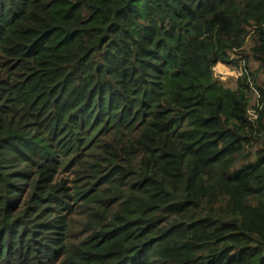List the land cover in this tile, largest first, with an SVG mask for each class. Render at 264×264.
Instances as JSON below:
<instances>
[{
  "label": "trees",
  "instance_id": "16d2710c",
  "mask_svg": "<svg viewBox=\"0 0 264 264\" xmlns=\"http://www.w3.org/2000/svg\"><path fill=\"white\" fill-rule=\"evenodd\" d=\"M250 60L264 0H0V264H264Z\"/></svg>",
  "mask_w": 264,
  "mask_h": 264
},
{
  "label": "rangeland",
  "instance_id": "374dc122",
  "mask_svg": "<svg viewBox=\"0 0 264 264\" xmlns=\"http://www.w3.org/2000/svg\"><path fill=\"white\" fill-rule=\"evenodd\" d=\"M250 46L251 42L250 40H247L245 45L246 50H248ZM245 64L247 65V69H244ZM245 64L242 61H237L233 66L218 64L214 68V75L230 88H234L236 86L237 78L247 74L249 81L251 82L250 86H262L264 88V69H260L258 63L252 60ZM250 99L252 104L256 103L255 94L252 93ZM252 113V110H250V114Z\"/></svg>",
  "mask_w": 264,
  "mask_h": 264
}]
</instances>
